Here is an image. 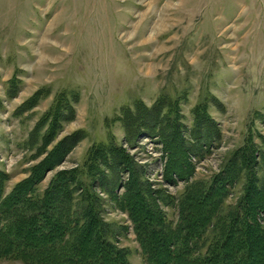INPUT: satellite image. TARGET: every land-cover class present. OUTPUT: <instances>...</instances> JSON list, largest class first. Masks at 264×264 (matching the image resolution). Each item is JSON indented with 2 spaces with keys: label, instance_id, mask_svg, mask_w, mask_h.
<instances>
[{
  "label": "rangeland",
  "instance_id": "rangeland-1",
  "mask_svg": "<svg viewBox=\"0 0 264 264\" xmlns=\"http://www.w3.org/2000/svg\"><path fill=\"white\" fill-rule=\"evenodd\" d=\"M59 97L65 107L58 112L62 124L44 150L43 136L53 123L46 116ZM200 106L213 120L206 130L218 140L195 161L189 183L167 184L160 138L166 125L175 123L188 139L199 137L195 113ZM69 136L77 139L75 145L62 148L64 160L45 174L39 193L60 171H85L90 151L111 143L144 167L153 188L162 183L172 197L164 207L172 223L188 184L210 180L250 141L263 182L264 0H0L5 193ZM82 179L89 184L91 178ZM241 189L242 183L229 204ZM99 194L104 219L130 250V261L145 264L128 214ZM0 264L25 263L5 259Z\"/></svg>",
  "mask_w": 264,
  "mask_h": 264
},
{
  "label": "trees",
  "instance_id": "trees-1",
  "mask_svg": "<svg viewBox=\"0 0 264 264\" xmlns=\"http://www.w3.org/2000/svg\"><path fill=\"white\" fill-rule=\"evenodd\" d=\"M63 106L59 97L47 113L53 123L43 136L44 150L62 124L58 112ZM209 120L213 123L200 106L195 113L199 137L190 139L180 125H166L160 138L167 158L165 183L178 179L189 183L194 178L195 161L218 140L206 130ZM75 141L69 136L58 142L9 194L5 193L9 175L0 170V261L133 264L130 250L121 246L118 234L104 219L99 193H105L128 214L145 264H264V181L252 141L237 149L210 180L188 184L178 199L176 223L164 211L172 197L162 183L153 188L144 167L114 143L93 148L85 171H60L39 193L37 187L45 174L64 160L62 148L68 142L72 149ZM84 175L91 178L89 184L82 179ZM241 183L240 197L229 204L232 191ZM119 189L122 193H117Z\"/></svg>",
  "mask_w": 264,
  "mask_h": 264
}]
</instances>
